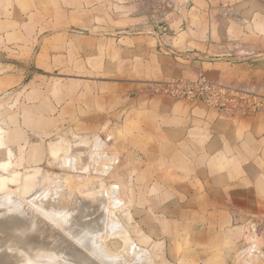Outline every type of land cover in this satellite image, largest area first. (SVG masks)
Listing matches in <instances>:
<instances>
[{"label":"crops","instance_id":"crops-1","mask_svg":"<svg viewBox=\"0 0 264 264\" xmlns=\"http://www.w3.org/2000/svg\"><path fill=\"white\" fill-rule=\"evenodd\" d=\"M198 73L264 85V0H0V166L106 143L168 264H264V112L150 91Z\"/></svg>","mask_w":264,"mask_h":264},{"label":"rangeland","instance_id":"rangeland-1","mask_svg":"<svg viewBox=\"0 0 264 264\" xmlns=\"http://www.w3.org/2000/svg\"><path fill=\"white\" fill-rule=\"evenodd\" d=\"M247 87L254 88L257 95L264 97V85L263 84L262 85L253 84V85H248ZM2 99H4V97L3 95H0V102L2 101ZM261 112H264V108L257 111L256 113H261ZM103 142L105 143V141ZM70 148L72 149L71 146ZM74 150L76 153H73L70 149L65 153V156L71 159L69 164H65V162L62 160L60 162L56 161L53 164H48L47 162H44L42 165L38 167H32V168H17V167H12L6 164H2V166H0V180H1L0 182H2V185L0 186V198L1 197L2 198L8 197L10 199L14 198L16 202H18L17 200H19V203H18L19 211L21 212V214L19 215L21 219L24 220L25 218L27 220L28 217L26 218V214L27 216L31 214L33 223H36V224H33L32 227L35 226L34 229H38L41 232H43L42 235H40L41 233L39 231L37 235L38 237L36 236V239H35V242H36L35 244L40 246V244L43 241L45 242L47 240L46 243L50 247L49 250L51 249L53 250L52 253L51 252L49 253L50 254L49 256H51V258L54 260H57V259L58 261L65 260L62 257L65 254L64 251H68L69 249H70L69 251H71V249H76V251H78L79 254H82L83 258L85 256V259H87L86 256L89 255V258L86 260L87 263L90 262L91 260L93 261V259L94 261L92 264L94 263L98 264L99 262V260L96 257H93L84 248H82L76 242L75 238L72 239L73 231H71L72 230L71 228H68V229L65 228L66 231H64L63 230L64 228H62L57 223H53L54 221L52 222L51 220H49L47 218V215L45 216L46 213L44 214V212L41 211V209L38 206L39 201L41 199L53 197L56 199V201L59 198L58 202H61V207H67L68 210L73 208L72 210L77 212L80 206L89 207V212H88L89 217L91 216L92 220L94 219L93 222H96V225L98 224L97 227L95 226L96 227L95 233H97V236L101 240V241L99 240L101 242V246H102L101 248L103 249V252L105 255L107 254L110 255L111 259L121 258L120 264H123V263L124 264H136V263L143 264L144 262L148 264L149 262L151 264H168L165 261V257H163L162 249H159L158 247H154L152 242L143 241L141 236L138 235L136 224L134 223L133 217L130 214V211H131L130 205H128L127 203L128 201L122 197L119 181L116 180L118 177H120L121 171H122L119 166L120 165L119 159H117L116 161H113L111 158H109L111 154L106 151L107 150L106 143L102 145L101 144L96 145V146L88 145V144H84V145L78 144L74 146ZM74 154H78V159L75 161H73L71 158ZM27 190H30V192ZM110 196H113V197H110ZM111 198H114L112 199L113 201L110 200ZM72 200L77 202V208H75V204L73 205L72 203H70V201ZM105 201H108L106 202L107 203L106 206L105 204H103L105 203ZM114 201L116 203H114ZM101 203L104 205V207ZM97 204H99L100 206ZM115 204H117V206H114ZM104 209L106 210L104 211ZM1 211L3 210H1L0 208V212ZM102 211L104 212L102 213ZM68 215L70 216V214ZM32 219H30L29 217L28 220L32 221ZM111 219L117 220L115 222L120 223V224L118 225L114 223L113 220L110 221ZM41 222L43 223L40 224ZM101 224L102 226H100ZM36 225L37 226L40 225V226L36 227ZM41 225H43L44 227H41ZM114 227H115V231L113 230ZM118 227H119V230H118ZM74 229L76 230V228ZM124 229L127 234H125V231L123 232ZM101 230H103L104 234ZM111 230L113 232H111ZM50 231L52 233L54 232L55 233L52 234ZM114 232L116 234H114ZM117 232L120 234H118ZM125 235H127L128 239H126ZM58 236L59 238H57ZM49 241L50 242L52 241V242L50 243ZM129 243L131 244L129 245ZM12 244L16 245L15 241L8 240L5 234L1 233L0 231V247L5 248V246L7 245L11 246ZM69 246L71 248H69ZM126 247L128 250H126ZM124 249H125V252H124ZM132 249L133 250L135 249V253H137L138 256L134 252L133 254H131L133 251ZM139 249L142 250L143 252L142 254H141V250L138 251ZM84 250H85L84 254L86 255L83 254ZM127 251L130 252L129 254L130 256L126 255L129 253ZM123 252L125 253V255ZM111 255L113 256L117 255V256L113 257ZM65 256L67 257L66 254ZM142 256L144 257L146 256V257L143 258ZM90 257H91V260H90ZM131 257H133V260L131 259ZM137 257L139 260L137 259ZM147 257L149 260L147 259ZM124 260L127 263L123 262ZM99 264H102V262H99Z\"/></svg>","mask_w":264,"mask_h":264},{"label":"bare ground","instance_id":"bare-ground-1","mask_svg":"<svg viewBox=\"0 0 264 264\" xmlns=\"http://www.w3.org/2000/svg\"><path fill=\"white\" fill-rule=\"evenodd\" d=\"M1 181V180H0ZM42 182V181H41ZM44 182V181H43ZM32 184V183H31ZM38 184V183H37ZM46 184V183H45ZM2 185V182H0V186ZM42 186V185H41ZM39 189V188H38ZM114 189V188H113ZM31 190V189H30ZM30 190H27L30 192ZM115 190V189H114ZM113 190V191H114ZM32 192V191H31ZM34 192V191H33ZM115 192V191H114ZM112 192V193H114ZM14 193V192H12ZM26 194V193H25ZM30 194V193H29ZM28 194V195H29ZM33 194V193H32ZM39 194V193H38ZM103 195V194H102ZM112 195V194H111ZM115 195V194H114ZM45 196V195H44ZM43 196V197H44ZM51 196V195H50ZM16 197V196H15ZM46 197V196H45ZM113 197V196H110ZM16 199V198H15ZM18 199V198H17ZM28 199V198H27ZM100 199V198H99ZM114 198H111L110 200H112ZM24 200V199H23ZM59 200V198H58ZM58 200L56 201L55 198L53 197H49V198H45V199H41L38 203L39 208L41 209V211L44 212L45 216L47 215V218L49 220H51L53 223H57L59 224L62 228H64L63 230L71 228L73 231V238L76 239V242L82 247L84 248L88 253H90L93 257H96L99 262H102V264H120L121 263V258H113L116 256H113L111 259L110 255L107 254L105 255L103 252V249L101 248V240L100 238L97 236L96 232V222H93L91 216L89 217V207L86 206H80L79 209L76 211L72 210L73 208H71L70 210L67 209V207H61V202H58ZM117 200V199H116ZM18 202H16L13 199H10L8 197L5 198H0V208L1 211L0 212V231L1 233L5 234V236L8 238V240H12L15 241L16 245H7L5 246V248H1L0 247V264H27V263H32V264H86L87 263V259L89 258V255L86 256L87 259H85V256L83 258L82 254H79L78 251H76V249H71V251H64V253L67 255V257L65 256H61L63 257V259L65 260H54L51 258V256H49L50 252L52 253V249L49 250V245L46 243V241L42 242L40 244V246L36 245L35 243V239L36 236L38 235L39 231L38 229H34L33 224V219L31 217V214L29 216H27L26 214V218L27 220L24 218L21 219L20 215L21 212L19 211V200H17ZM103 201V200H102ZM101 201V202H102ZM113 201V200H112ZM98 202V201H97ZM104 202V201H103ZM106 202L105 201V206H106ZM23 203V202H22ZM70 203H72L73 205L75 204V208H77V202L76 201H70ZM99 203V202H98ZM113 203V202H112ZM114 203H116L114 201ZM100 204V203H99ZM97 204V205H99ZM102 204V203H101ZM102 204V205H103ZM31 205V204H30ZM100 206V205H99ZM114 206H117V204H115ZM21 207V206H20ZM92 207V206H91ZM104 207V205H103ZM27 208V207H26ZM82 208V209H81ZM81 209V210H80ZM32 210V209H31ZM76 210V209H75ZM85 210V211H83ZM93 210V209H92ZM106 209H104L105 211ZM72 211V212H71ZM83 211V212H82ZM102 211V213L104 212ZM91 212V211H90ZM98 212V211H97ZM36 213V212H35ZM42 213V212H41ZM70 214V216L68 215ZM36 215V214H35ZM89 218H88V217ZM106 216V215H105ZM30 217V219H32V221L28 220ZM34 218V216H33ZM38 218V217H37ZM114 219V218H113ZM113 219H111L110 221H112ZM35 220V218H34ZM114 223H116L115 221L117 220H113ZM36 222V220H35ZM39 222V221H38ZM37 222V223H38ZM48 222V221H47ZM43 222H41L40 224H42ZM113 224V223H112ZM111 224V225H112ZM116 224H120V223H116ZM44 225V224H43ZM43 225H41V227H44ZM107 225V224H106ZM40 225H36V227H39ZM53 226V225H52ZM59 226V227H60ZM96 226V227H95ZM102 226V224L100 225ZM105 226V225H104ZM46 227V226H45ZM113 227V226H112ZM76 228V230L74 229ZM117 228V227H116ZM33 229V230H32ZM42 229V228H40ZM102 229V228H101ZM110 229V228H109ZM113 229V228H112ZM122 229V228H121ZM120 229V230H121ZM58 230V229H57ZM115 231V227L113 229ZM119 230V227H118ZM46 231V230H45ZM59 231V230H58ZM103 232V230H101ZM125 231V229L123 230V232ZM51 232V231H50ZM49 232V233H50ZM111 232H113L111 230ZM110 232V233H111ZM40 235H42L43 232L40 231ZM47 233V232H46ZM52 233V232H51ZM55 233V232H54ZM52 233V234H54ZM99 233V232H98ZM118 233V232H117ZM104 234V232H103ZM102 234V235H103ZM114 234H116L114 232ZM120 234V233H118ZM123 234V233H122ZM125 234L126 231H125ZM63 235V234H62ZM71 235V233H70ZM113 235V234H112ZM110 235V236H112ZM119 236V235H118ZM121 236V235H120ZM126 239H128L127 235ZM129 236V235H128ZM38 237V236H37ZM104 237V236H103ZM122 237V236H121ZM124 237V235H123ZM44 238V237H43ZM59 238V236L57 237ZM61 239V237H60ZM100 240V241H99ZM130 240V239H129ZM75 241V240H74ZM73 241V242H74ZM131 241V240H130ZM50 242V241H49ZM52 242V241H51ZM50 242V243H51ZM104 242V240H103ZM66 243V242H65ZM43 244V245H42ZM76 244V243H75ZM131 243H129L130 245ZM135 245V244H134ZM74 246V245H73ZM77 246V245H76ZM128 246V244H127ZM78 247V246H77ZM132 247V246H130ZM69 248H71L69 246ZM125 248V247H124ZM134 248V247H133ZM138 249V248H137ZM82 250V249H80ZM79 250V251H80ZM85 250L83 252V254L85 253ZM126 250L127 247H126ZM133 250V249H132ZM141 249H139L138 251H140ZM81 252V251H80ZM125 252V249H124ZM123 252V253H124ZM129 252V251H127ZM133 252L135 253V249L132 251L131 254H133ZM137 252V251H136ZM106 253V251H105ZM139 253V252H138ZM142 250H141V254H142ZM130 254V252L128 254H126L127 256ZM137 254V253H135ZM134 254V255H135ZM145 254V253H144ZM86 255V254H84ZM125 255V253H124ZM140 255V254H139ZM60 256V258H61ZM120 256V254H119ZM130 256V255H129ZM138 256V254H137ZM41 257V258H40ZM143 258H145L144 256H142ZM126 258V256H125ZM93 259V258H92ZM129 259V258H128ZM131 259L133 260V257H131ZM138 259V257H137ZM148 259V257H147ZM91 260V257H90ZM96 260V259H95ZM126 260V259H125ZM123 261L125 263H127L126 261ZM130 260V259H129ZM131 260V261H132ZM139 260V259H138ZM149 260V259H148ZM89 261V260H88ZM94 261V259H93ZM93 261L91 260L90 262H88L89 264H92ZM128 261V260H127ZM130 261V262H131ZM146 261V260H144ZM143 261V262H144ZM97 262V261H96ZM98 262V264H99ZM136 262V261H135ZM148 262V261H147ZM152 262V261H151ZM87 263V264H88ZM145 263V262H144ZM143 263V264H144ZM95 264V263H94ZM124 264V263H123ZM137 264V263H136ZM148 264V263H145ZM149 264H151L149 262Z\"/></svg>","mask_w":264,"mask_h":264},{"label":"built area","instance_id":"built-area-1","mask_svg":"<svg viewBox=\"0 0 264 264\" xmlns=\"http://www.w3.org/2000/svg\"><path fill=\"white\" fill-rule=\"evenodd\" d=\"M149 88L154 95L167 96L176 101L201 103L220 113L249 115L264 108V97L257 95L254 88L212 82L203 73H198L193 81L152 83Z\"/></svg>","mask_w":264,"mask_h":264}]
</instances>
